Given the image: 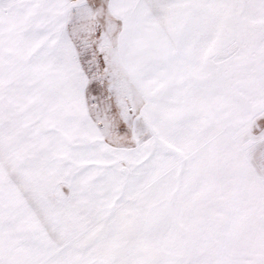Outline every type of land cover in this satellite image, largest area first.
I'll return each mask as SVG.
<instances>
[{"label": "snow or ice", "instance_id": "obj_1", "mask_svg": "<svg viewBox=\"0 0 264 264\" xmlns=\"http://www.w3.org/2000/svg\"><path fill=\"white\" fill-rule=\"evenodd\" d=\"M0 264H264V0H0Z\"/></svg>", "mask_w": 264, "mask_h": 264}]
</instances>
